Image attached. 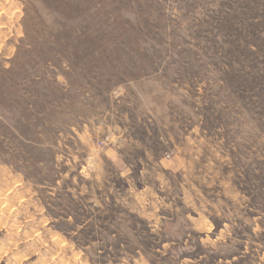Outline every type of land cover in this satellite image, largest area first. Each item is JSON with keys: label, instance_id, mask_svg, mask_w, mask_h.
<instances>
[{"label": "rangeland", "instance_id": "1", "mask_svg": "<svg viewBox=\"0 0 264 264\" xmlns=\"http://www.w3.org/2000/svg\"><path fill=\"white\" fill-rule=\"evenodd\" d=\"M71 263L264 264V0H0V264Z\"/></svg>", "mask_w": 264, "mask_h": 264}, {"label": "bare ground", "instance_id": "2", "mask_svg": "<svg viewBox=\"0 0 264 264\" xmlns=\"http://www.w3.org/2000/svg\"><path fill=\"white\" fill-rule=\"evenodd\" d=\"M10 187V186H9ZM8 188V187H7ZM9 189V188H8ZM6 190V189H5ZM3 192H5L4 190H2ZM7 191V190H6ZM12 193H13V190H12ZM9 195V194H8ZM79 195V194H78ZM83 195V194H82ZM42 218V217H41ZM44 218V217H43ZM42 218V219H43ZM42 219H40V217L38 216V219L37 220H40V221H37V222H41V220ZM36 221V220H35ZM43 221V220H42ZM37 224V223H36ZM76 259V258H75ZM75 261V260H74ZM72 262V261H71ZM80 262V261H79ZM81 263V262H80ZM72 264V263H71Z\"/></svg>", "mask_w": 264, "mask_h": 264}]
</instances>
